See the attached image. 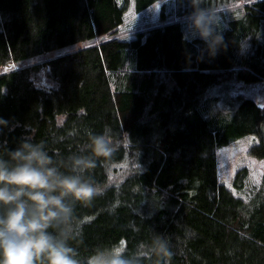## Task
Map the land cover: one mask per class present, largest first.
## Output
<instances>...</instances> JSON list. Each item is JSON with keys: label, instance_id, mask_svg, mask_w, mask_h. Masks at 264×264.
Returning <instances> with one entry per match:
<instances>
[{"label": "trees", "instance_id": "1", "mask_svg": "<svg viewBox=\"0 0 264 264\" xmlns=\"http://www.w3.org/2000/svg\"><path fill=\"white\" fill-rule=\"evenodd\" d=\"M156 1L0 0V119L8 122L0 145L15 149L31 136L66 157L105 124L129 135L116 183L78 209L83 235L70 244L81 258L119 240L132 250L155 232L170 238L171 264H264V186L249 199L236 195L219 181L216 157L256 134L250 150L264 158V107L215 95L264 82V0H212L231 9L219 13L224 46L215 56L187 32L190 0H174L172 19L122 37L131 2L141 12Z\"/></svg>", "mask_w": 264, "mask_h": 264}, {"label": "clouds", "instance_id": "2", "mask_svg": "<svg viewBox=\"0 0 264 264\" xmlns=\"http://www.w3.org/2000/svg\"><path fill=\"white\" fill-rule=\"evenodd\" d=\"M190 7L188 34L215 56L224 46L219 13L231 9L218 11L212 0H190ZM7 124L0 119V125ZM63 125L58 119L57 127ZM87 136V143L66 157L31 136L15 149L0 145V264H171V240L155 232L132 250L119 240L93 246L85 258L70 244L83 235L86 218L78 209L92 207L116 183V154L132 143L126 132L107 124Z\"/></svg>", "mask_w": 264, "mask_h": 264}, {"label": "rangeland", "instance_id": "3", "mask_svg": "<svg viewBox=\"0 0 264 264\" xmlns=\"http://www.w3.org/2000/svg\"><path fill=\"white\" fill-rule=\"evenodd\" d=\"M174 16V0H158L150 8L141 12L137 11L134 3L131 2L121 27L122 37H132L137 29H147L162 23L165 19H172ZM80 45L79 43L76 46ZM57 53L58 50L49 52L33 62L8 63L3 67V70L42 63ZM40 82L48 83L43 72L40 75ZM225 93L242 94L245 97L255 98L264 107V82L246 86L235 84L228 91L216 93L215 95L222 98ZM257 142H259V138L256 134H246L218 147L216 150L219 181L233 190L232 192L236 195H240L245 199H249L264 186L262 184L264 158L252 154L250 150L251 146ZM243 168H246L247 171L241 175L239 171Z\"/></svg>", "mask_w": 264, "mask_h": 264}]
</instances>
